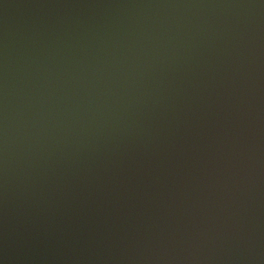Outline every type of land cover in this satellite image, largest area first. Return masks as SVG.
Masks as SVG:
<instances>
[{
  "label": "water",
  "instance_id": "1",
  "mask_svg": "<svg viewBox=\"0 0 264 264\" xmlns=\"http://www.w3.org/2000/svg\"><path fill=\"white\" fill-rule=\"evenodd\" d=\"M0 264H264V0H0Z\"/></svg>",
  "mask_w": 264,
  "mask_h": 264
}]
</instances>
